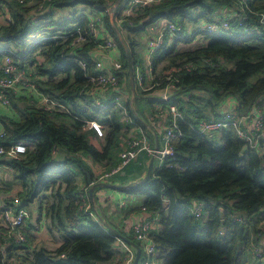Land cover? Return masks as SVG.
I'll list each match as a JSON object with an SVG mask.
<instances>
[{
	"label": "trees",
	"instance_id": "16d2710c",
	"mask_svg": "<svg viewBox=\"0 0 264 264\" xmlns=\"http://www.w3.org/2000/svg\"><path fill=\"white\" fill-rule=\"evenodd\" d=\"M115 1L57 0L51 5L59 9L83 5L91 13L104 14L105 28L120 49L122 70L118 75L126 79L130 93L124 103L127 120L122 119L121 109L114 104L115 97L102 110L79 96L88 78L96 74L89 54L93 42L87 38L78 47H69L72 40L67 36L77 27L86 29L88 15L76 13L75 8L72 16L62 21L53 20L51 13L28 18L32 6L27 2L0 0L11 16L0 25V55L13 51L18 61L33 64L40 53L44 62H38L36 71L47 80L36 81V86L69 110L49 112L24 103L21 96H17L19 101L11 96L19 119L0 116L6 132L2 143L9 146L21 141L27 148L22 159L12 162L13 181L21 190L10 203L19 202L17 208L22 209L44 196L46 204L41 203L39 209L44 212L48 231L61 242L54 251L43 246L30 249L28 242L34 241L31 235L26 233L27 241L16 244L4 238L2 229L0 244L6 245L8 255L25 264L116 263L118 237L90 214L104 219L96 208V192L103 188L94 190L95 204L91 202L89 211H85L81 195L89 191V186L80 188L78 177L82 174L87 178L89 173L96 180L87 159L105 165L107 173L113 171L120 162L124 128L132 125L148 130V115L156 113V105H168L146 96L148 91L139 85L137 73L140 71L145 79V67L134 38L157 21L167 20L178 25L186 39L166 38L155 52L152 65L155 69L167 63L164 73H172L178 80L169 103L176 104L182 113L177 120L182 137L172 141L174 155L154 164L145 184H134L141 177H132L138 167L136 164L131 169L132 162L113 174L110 182L122 187L130 184L118 190L141 198V205L133 210L145 208L157 216L158 228L151 236L157 244L160 264H260L253 259L250 248L262 237L258 225L259 215L264 214V151L246 148L233 128L201 133L198 123L219 119L221 116L210 113L227 96L237 99L240 111L256 103L264 106V34H248L237 25L228 31L189 34V24L213 22L221 9L238 8L236 0H160L121 25L118 19L126 0L118 8L113 7ZM254 12H264V0L247 1L244 11H240L248 18L246 25L258 22ZM112 16L130 48L137 95L132 104L127 55L112 25ZM198 34L203 35L205 44L177 51L180 42H193ZM167 83L164 79L153 81L154 88H163ZM195 91L204 96L191 94ZM86 118L99 120L108 129L105 136L85 131L80 119ZM48 191L50 194L45 196ZM193 200L204 203L201 218L191 212ZM125 236L136 243L132 236Z\"/></svg>",
	"mask_w": 264,
	"mask_h": 264
},
{
	"label": "built area",
	"instance_id": "2783aa9c",
	"mask_svg": "<svg viewBox=\"0 0 264 264\" xmlns=\"http://www.w3.org/2000/svg\"><path fill=\"white\" fill-rule=\"evenodd\" d=\"M20 4H24L26 0H17ZM51 4L57 0H43ZM160 0H126L121 13V18L118 19V24H122L123 20L130 22L131 18L138 17L145 8L159 2ZM239 4L238 8L225 7L223 9L224 15L210 23H201L195 28L190 29L189 34L194 33H217L219 31H228L233 25L242 26L245 33L263 35L264 33V12H254L258 17V22L254 25H246L247 16L240 15V11H244L248 0H236ZM41 8H38V11ZM5 12V13H4ZM5 21L11 19L10 13L6 9L3 11ZM104 14H98V17L89 21L88 27L82 29L77 27L75 31L70 33L67 38L72 42L69 47H78L83 44L87 38L93 42L92 59L95 63V75L88 78L85 86L80 90L79 96L81 99L91 101V106L97 109L104 110L108 103L99 95L110 91L111 93H118L121 77L118 72L122 70V61L117 59L109 65H105L102 60L93 56V52L97 55L104 53H117L120 55L118 42L108 34H102L98 26H102L104 21ZM180 28L173 22L162 20L159 30L155 37L149 39L147 42V55L145 65L149 71L152 70L153 56L155 52L164 44L166 38L169 41L175 39H186L184 35L179 33ZM199 35V34H198ZM167 36V37H166ZM18 55L13 51L6 52L0 56V104L10 105L11 97L21 95V92L28 96L30 105L37 109L53 112L55 110H64L69 112L68 108L58 101L54 100L49 95L41 91L33 80L30 79L26 69L20 66L17 60ZM86 68V64L82 63ZM139 75H137L138 78ZM154 80L164 79L168 83L164 88L161 100L168 102L166 107L156 105L155 126L160 135L159 147L156 148V143L152 141L151 137L146 131L139 128L136 137L129 141L128 146L119 153L120 162L118 166L110 173L104 174L101 179L110 177L113 174L121 171L126 165L136 160L141 153H146L148 156L157 159L159 163L170 156L174 155L172 141L176 138L182 137V132L177 126V120L182 118V113L178 106L174 103H169L175 89L174 82L178 81L176 76L172 73H163ZM159 84V82H157ZM188 97V96H187ZM114 104L121 109L124 116L129 119L128 112L122 101L118 96L114 99ZM84 125L85 131H93L97 137H104L105 130L103 124L97 119H80ZM160 122L158 125L157 123ZM233 128L238 137L245 143V147L251 151H264V106L256 103L247 111H240L239 103H237L234 110H227L222 113L221 117L216 120H201L198 123V130L201 133H211L223 129ZM156 135H159L155 132ZM6 132L0 123V160H5L6 164H0V169H7L14 172L12 162L20 160L27 151L26 145L21 142H13L9 146L2 143ZM56 153V150H54ZM1 172V171H0ZM94 182H102L98 178ZM89 186V185H88ZM82 207L85 211H89L91 200L89 193L86 192L81 195ZM15 201H13L14 203ZM19 202L11 204L10 202L0 203V227L4 228V235L9 240H13L16 244H23L27 241V234L24 231V223L27 219V214L24 210L17 208ZM204 203L193 200L190 206L191 212L196 218H201L203 215ZM146 211L145 208H142ZM91 216L102 226L105 224L103 219L98 217L96 213H90ZM260 221L258 234H262L259 243L252 242L250 252L256 261L264 264V214L259 215ZM241 218H235V220ZM157 216L152 218L142 219L137 222L132 228V236L137 245L141 249V257L138 264H160L158 259L157 244L151 236V233L156 229ZM117 243L125 251V257L118 262V264H132L135 257V249L128 245L122 239L117 238ZM0 256L2 264H25L20 259L8 255L6 245L0 244ZM64 255L62 254L61 257Z\"/></svg>",
	"mask_w": 264,
	"mask_h": 264
},
{
	"label": "crops",
	"instance_id": "0c3cea01",
	"mask_svg": "<svg viewBox=\"0 0 264 264\" xmlns=\"http://www.w3.org/2000/svg\"><path fill=\"white\" fill-rule=\"evenodd\" d=\"M2 1H10V0H2ZM26 2L28 5L31 4V6H32L31 11L28 15V18L34 17L36 15H38V16L42 15L46 10H48L49 6L51 5V4L44 2L43 0H26ZM38 8H41V10L38 11ZM6 9H7L6 4L0 2V11L2 14H3V11H5ZM58 9L59 8H55V10H53V11L59 15L60 12L62 13L67 8H64V10H58ZM80 13L88 15L89 21L98 17V14L91 13L90 9L88 11H82ZM220 15H224L223 9H221L217 13L216 18H218V16H220ZM67 18H69V17H67ZM159 21L161 23V20H159ZM5 23H6V21H5L4 16H1L0 17V25H3ZM98 28L100 29L102 34L110 35L109 32L107 31V29L105 28L104 23L102 26H100V27L98 26ZM147 31L151 32L150 35H145V32H147ZM157 32H158V29H156L154 24H152L146 29V31L141 33V35L144 36L143 37L144 39L143 38H141V39L145 40L144 41V46H145L144 50L145 51L143 52L144 59H142L143 60L142 64L145 67V79L143 78L140 71H138V73H137V75H139L137 79H138L139 85H141V87L143 86L142 88L145 91H148L146 96H148L149 98L161 100V96L163 95L164 88H158V87L154 88V85H153L154 79L153 78L158 77L159 75L163 74V73H158V71H160V69L163 66H165V63L157 65V67L155 69L153 68V65H152L151 72L149 71L148 67L145 65L146 55H147V42L149 39H152L153 37H155ZM204 42H205V39H204ZM92 50H93V48L89 52L91 58H92V55H91ZM37 56H36V58H37ZM93 56L102 60L105 65H109L110 63H112L113 61H116L117 59L122 61L121 54L118 55L117 53H112V52H110V54L104 53L102 55H97L93 52ZM19 62H20L19 63L20 66L23 67L24 69H26L30 79L33 80L34 82L47 80V77L45 75L38 73L36 71V69H34L32 73H30L28 70L29 64L22 63L21 61H19ZM124 80H125V78L121 77L118 93L115 92L113 94L110 91H107V92L99 95V97L103 98L107 103L110 102V100L116 96H118V98L121 101L123 100L122 97L130 98V93L128 92V89L126 87L127 85H125ZM123 88H126V91ZM191 94L196 95L197 97H201L203 95L201 92H198V91L191 92ZM11 96L13 97V99H16L15 101H19L18 98H20V97H17L13 94H11L10 97ZM18 96H21L23 98L24 103L25 102L27 104L30 103L31 98L24 95L22 92H21V95H18ZM186 99H187V97H186ZM122 103H123V101H122ZM237 103H238V101L235 97L229 96L228 98H226L225 103L222 106H218L216 111L214 112V110H212L210 114H212L213 116L214 115L221 116L222 113H224L227 110H234ZM0 116L10 117L12 119H18V113L16 110V106L13 104V101H11V104L9 106L0 104ZM148 117H149V123L151 124V128L148 129L149 131L144 130V129L143 130L146 131L149 136H151L150 133H152V135L154 137L152 138V136H151V139H152V141H154V143H156L157 141H160V135L161 134H159L160 132L158 133L156 131L157 127L155 126V122H156L155 115L154 114H152L151 116L148 115ZM122 119L127 120V118L125 116H123ZM157 124L159 125L160 122H158ZM152 126L154 127V129L152 128ZM104 130H105V127H104ZM91 132H93V131H91ZM138 132H139V128L134 127L133 132H132L133 136L125 142V145L123 147H121V151L124 150L128 146V143L130 140H132L134 137L137 136ZM155 132L159 135H156ZM152 158L153 157L148 156L146 153H141L139 155V157L136 159L138 167H137V171L133 172V174H131L132 177H138L139 176L142 178L145 175V173L148 169L149 162ZM6 163L7 162L5 160H3V159L0 160V164L3 165ZM87 163L91 167V170H92L94 177L96 179L98 178L100 181L110 182V178L112 176L105 177V178L101 179V177L107 173L105 165H101L100 163H97V162L89 160V159H87ZM154 164H158L157 159H154ZM0 171H1L0 172V178L10 182V187H8L7 190L0 192V203L1 202L8 203L11 200H14L17 198V194L20 190L18 188H15L17 186V184H15L13 181V173L11 171H9L7 169H0ZM78 178H79L80 188L85 187L86 184H88L87 178L83 177L82 174H79ZM96 196L98 198L96 208L98 210V213H101L103 215L104 223L108 224V225L110 224L109 226L118 230L124 236L125 235L132 236V228L140 220L146 219V218H152V217L156 216L154 213H151L148 211H143L142 209L129 210L128 209L129 205H128L126 199L131 197V198H133L132 201H139V203L141 205V198L136 197V196L126 195V194L122 193L121 191H119L118 189L103 188V189L96 192ZM36 201H34L33 203L28 205V206H30V209H31V213H30L31 214V221H29L30 227L28 226V222H27V220H28V214L27 213H26L27 219L24 223V228H25L26 233L31 235L34 238V241L32 243L28 242L29 247H30V249H34L35 247H42L43 246L46 249H48L49 251H54L60 245V243H61L60 239L48 231V228L46 225L47 224L46 217H41L44 215V212L40 211V209H39L40 204L37 205ZM94 204H95V202H94ZM109 206L113 207V211L110 210V212H109L108 210H106ZM24 208H25V206L21 210H23ZM104 211H105V213L107 211V215H104ZM117 211H118V215H119L118 218L112 217V214H115ZM29 212H30V210H29ZM156 228H158L157 224H156ZM2 229H4V228L0 227V231H3ZM3 235H4V232H3ZM4 238L9 240L8 238L5 237V235H4ZM116 247H117V251L120 253H118V255H117L115 264L120 262L125 257V251L119 246V244L117 242H116Z\"/></svg>",
	"mask_w": 264,
	"mask_h": 264
},
{
	"label": "rangeland",
	"instance_id": "374dc122",
	"mask_svg": "<svg viewBox=\"0 0 264 264\" xmlns=\"http://www.w3.org/2000/svg\"><path fill=\"white\" fill-rule=\"evenodd\" d=\"M29 3V2H28ZM29 5H31V4H29ZM36 8V7H35ZM55 8L56 7H54L53 5H50L49 6V8H48V10H46L44 13H43V15H45L46 13H51V16H52V18H53V20H57V21H59V20H64L65 18H67V17H71L72 16V13H73V11L75 10V8H76V13H79V14H81L80 12H82V11H88L89 9L86 7V6H83V5H77L75 8L74 7H68L67 9H58V10H64L62 13L60 12V14L58 15L57 13H55L53 10H55ZM70 12V13H69ZM0 15L1 16H4V14H2L1 13V11H0ZM0 16V17H1ZM59 17V18H58ZM218 18H215V20H217ZM203 21H201L200 22V24L202 23ZM154 26L156 27V29H158L159 30V26H160V21L158 22H156L155 24H154ZM190 27H192V28H195L196 26H193V25H191V24H189V28ZM142 33V32H141ZM141 33H137V34H135L134 35V38L137 40V42L139 43L138 45H137V47H136V51L138 52V54H139V56L142 58V59H144V56H143V52L145 51L144 50V41L145 40H143L144 38V36H142L141 35ZM149 33V34H148ZM150 33L151 32H149V31H147V32H145V35H150ZM153 34V33H152ZM141 38H143V39H141ZM203 44H205V42H204V38H203V35H201V34H199V35H197L196 37H195V39L193 40V42H190V43H183V42H180V44L177 46V51L178 52H180V51H184V50H189V49H195V48H198V47H200V46H202ZM38 55V56H37ZM36 56H37V60H36V62L35 63H33V64H29L28 65V70H29V72L30 73H32L33 72V70L34 69H36L37 67V65H39L38 64V62H40V64H42L43 62H44V57L42 56V55H40V53H38ZM167 64V63H166ZM165 64V65H166ZM163 66V65H162ZM231 67V66H230ZM37 72H38V70H37ZM39 73V72H38ZM158 73H164V66L160 69V71H158ZM254 79H252V81H253ZM124 83H125V85H127V83H126V79L124 80ZM127 87V86H126ZM156 87H159V85H157ZM125 91H126V88H123ZM229 96H227L226 98H228ZM226 98L223 100V101H221L219 104H218V106H222L224 103H225V100H226ZM122 101H123V104L125 103V102H127L128 100H129V98H124V97H122ZM126 100V101H125ZM122 116H124V114L122 113ZM18 119H19V115H18ZM133 129H134V127H132V125H131V127H127V128H124V130H123V133H124V137H123V139H122V146L121 147H123L124 145H125V142L127 141V140H129L133 135H132V132H133ZM108 131V129L105 127V134H106V132ZM105 136V135H104ZM136 164H137V162H136V160H134L132 163H131V166H130V168L131 169H134L135 168V166H136ZM107 168V167H106ZM8 187H10V182H8V181H6V180H4V179H1L0 178V192H3L4 190H7L8 189ZM15 188H18L19 190H21V188H20V186H16ZM50 194V192L48 191V192H46V194H44L45 196L46 195H49ZM43 197L44 196H42V198H40V199H37V201H36V204L37 205H39V204H41L42 203V205L44 206L45 204H46V201L43 199ZM132 199L133 198H131V197H129V198H127L126 200H127V203H128V205H129V207H128V209L129 210H132V209H135V208H137V207H139L140 206V203H139V201H132ZM28 206V205H27ZM25 206V208L23 209V210H25L26 211V213L28 214V220H27V222H28V226H29V221H31V209H30V206ZM23 208V207H22ZM115 208V207H114ZM29 210H30V212H29ZM106 210H108L109 212H110V210L111 211H113V207H111V206H109ZM102 217H103V215L101 214V213H99ZM104 215H107V211H106V213H105V211H104ZM118 211L115 213V214H112V217H117L118 218ZM41 217H45V215H43V216H41ZM98 217H100V216H98ZM30 227V226H29Z\"/></svg>",
	"mask_w": 264,
	"mask_h": 264
},
{
	"label": "water",
	"instance_id": "95a60500",
	"mask_svg": "<svg viewBox=\"0 0 264 264\" xmlns=\"http://www.w3.org/2000/svg\"><path fill=\"white\" fill-rule=\"evenodd\" d=\"M122 1L123 0H116L114 2L113 7L118 8L120 6V4L122 3ZM111 22H112V25L115 29L117 38L120 41L121 45L123 46V48L126 52V55H127L128 72H129V85H130V92H131L130 103L132 104L137 99V95H136V84H135V77H134V72H133V64H132V60H131L130 48H129V45L127 44L124 36L122 35L121 31H119L118 28L116 27V25L114 23V17L113 16L111 17ZM158 147H159V143L157 141L156 142V148H158ZM153 168H154V158H152L150 160L149 165H148V169H147L145 175L140 180L135 181L134 184L135 185L145 184L150 179L152 172H153ZM86 175H87V183L89 185L88 193H89L90 200L93 204L95 202L93 192L98 187L112 188V189H123V188H129L130 187V184L126 185L125 187H122V186L116 185L112 182H106V181L94 182L89 173H86ZM106 227L115 237L122 239L128 245L135 248L136 252H135V257H134L132 264H138L140 257H141L140 247L135 242L131 241L128 237L124 236L122 233H120L118 230L112 228L108 224H106Z\"/></svg>",
	"mask_w": 264,
	"mask_h": 264
},
{
	"label": "bare ground",
	"instance_id": "6f19581e",
	"mask_svg": "<svg viewBox=\"0 0 264 264\" xmlns=\"http://www.w3.org/2000/svg\"><path fill=\"white\" fill-rule=\"evenodd\" d=\"M171 101V100H170Z\"/></svg>",
	"mask_w": 264,
	"mask_h": 264
}]
</instances>
